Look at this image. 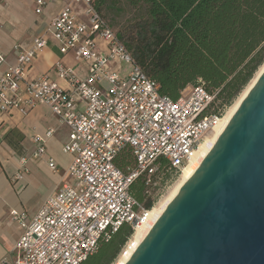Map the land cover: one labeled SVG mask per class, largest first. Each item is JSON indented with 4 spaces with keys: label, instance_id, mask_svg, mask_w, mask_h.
Returning <instances> with one entry per match:
<instances>
[{
    "label": "built area",
    "instance_id": "built-area-1",
    "mask_svg": "<svg viewBox=\"0 0 264 264\" xmlns=\"http://www.w3.org/2000/svg\"><path fill=\"white\" fill-rule=\"evenodd\" d=\"M35 5L40 14L46 1L35 0ZM49 37L60 54L71 53L86 64L84 76L60 60L53 67L64 86L33 73ZM15 51V63L0 74V118L13 112L26 115L37 105L48 107L68 128L62 149L73 158L69 182L31 218L10 211L21 234L0 264H80L122 224L133 229L145 220L144 202L154 205L227 106L217 98L218 90L208 91L201 80L176 99L161 94L93 0H65L46 32L35 36L29 48L16 46ZM4 63L0 53V66ZM52 132L34 136V157L43 155ZM124 150L133 158L127 171L115 164ZM47 163L55 169L52 158ZM138 177L144 184L142 201L129 191Z\"/></svg>",
    "mask_w": 264,
    "mask_h": 264
},
{
    "label": "trees",
    "instance_id": "trees-1",
    "mask_svg": "<svg viewBox=\"0 0 264 264\" xmlns=\"http://www.w3.org/2000/svg\"><path fill=\"white\" fill-rule=\"evenodd\" d=\"M103 16L131 11L117 36L134 61L176 99L199 80L229 106L264 62V0H93ZM105 17V16H104ZM123 171L133 165L129 150L115 158ZM139 201L144 184L136 178L129 187ZM147 209L153 201H145ZM133 229L122 224L98 250L80 264H110Z\"/></svg>",
    "mask_w": 264,
    "mask_h": 264
},
{
    "label": "water",
    "instance_id": "water-1",
    "mask_svg": "<svg viewBox=\"0 0 264 264\" xmlns=\"http://www.w3.org/2000/svg\"><path fill=\"white\" fill-rule=\"evenodd\" d=\"M124 264H264V72Z\"/></svg>",
    "mask_w": 264,
    "mask_h": 264
},
{
    "label": "crops",
    "instance_id": "crops-1",
    "mask_svg": "<svg viewBox=\"0 0 264 264\" xmlns=\"http://www.w3.org/2000/svg\"><path fill=\"white\" fill-rule=\"evenodd\" d=\"M45 1L42 12L36 14L35 0H0V53L5 57L0 74L15 63V47L29 48L35 36L46 32L52 17L65 2ZM57 60L80 76L86 73V64L76 61L71 53L60 54L50 37L34 62L33 73L46 74L64 86L53 67ZM48 129L53 132L46 138L45 151L42 156L34 157L38 147L34 136L43 137ZM67 138L68 128L44 105L35 106L26 115L13 112L0 118V258L10 253L21 234L18 222L10 218V211L24 212L29 219L49 195L69 182L68 168L73 154L62 149ZM22 157L24 162L20 161ZM49 158L53 159L55 169L48 166ZM17 173L21 177H15Z\"/></svg>",
    "mask_w": 264,
    "mask_h": 264
},
{
    "label": "bare ground",
    "instance_id": "bare-ground-1",
    "mask_svg": "<svg viewBox=\"0 0 264 264\" xmlns=\"http://www.w3.org/2000/svg\"><path fill=\"white\" fill-rule=\"evenodd\" d=\"M263 72H264V62L259 66V68L255 72L249 83L244 87V89L237 96V98L234 100L231 106L227 109L223 117L214 125L211 134L206 136L201 142H199L197 147L192 151L187 162L180 171L178 180L170 189V191L167 193V195L157 204L153 205L152 208L148 209L146 218L142 223H139L134 226L131 236L129 237L128 241L121 249L120 254L112 264H124L127 261V259L135 250V248L144 238L148 230L154 224L156 219L163 212L169 201L174 197V195L185 183V181L191 176V174L200 164L201 160L204 158L206 153L211 149L213 143L215 142L219 134L222 132L223 128L225 127V125L227 124L233 113L236 111L240 102L243 100V98L246 96V94L253 86L257 78Z\"/></svg>",
    "mask_w": 264,
    "mask_h": 264
},
{
    "label": "rangeland",
    "instance_id": "rangeland-1",
    "mask_svg": "<svg viewBox=\"0 0 264 264\" xmlns=\"http://www.w3.org/2000/svg\"><path fill=\"white\" fill-rule=\"evenodd\" d=\"M131 11L128 10V9H124L123 11H120L119 13H116V12H113V13H107L105 14V18L106 20L108 21L109 25L113 28V30L115 32L119 31L120 28H122V26L126 23L127 19L131 17ZM186 89H189V86L186 87ZM237 98V97H236ZM235 98V99H236ZM234 99V100H235ZM234 102V101H233ZM232 102V103H233ZM231 103V104H232ZM231 104L229 106L226 107V111L227 109L231 106ZM211 134V133H210ZM209 134V135H210ZM179 174H176L175 176H173L171 178V180L168 182V184L166 185V187L163 189V191L161 192V194H159L155 200H154V205L157 204L160 200H162L166 195L167 193L170 191V189L173 187V185L176 183V181L178 180L179 178ZM129 239V238H128ZM128 239L125 241L124 245L126 244V242L128 241ZM124 245L120 248L119 252L117 253L115 259L118 257V255L120 254L121 252V249L124 247ZM115 259L110 263L112 264Z\"/></svg>",
    "mask_w": 264,
    "mask_h": 264
}]
</instances>
